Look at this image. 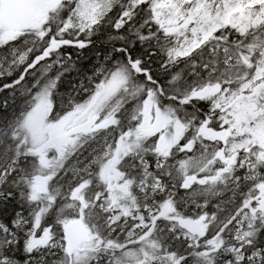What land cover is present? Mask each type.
Masks as SVG:
<instances>
[{
	"label": "snow or ice",
	"instance_id": "snow-or-ice-1",
	"mask_svg": "<svg viewBox=\"0 0 264 264\" xmlns=\"http://www.w3.org/2000/svg\"><path fill=\"white\" fill-rule=\"evenodd\" d=\"M0 264H264V0H0Z\"/></svg>",
	"mask_w": 264,
	"mask_h": 264
}]
</instances>
